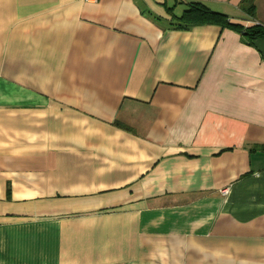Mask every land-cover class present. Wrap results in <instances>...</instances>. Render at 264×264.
<instances>
[{
  "label": "crops",
  "instance_id": "obj_1",
  "mask_svg": "<svg viewBox=\"0 0 264 264\" xmlns=\"http://www.w3.org/2000/svg\"><path fill=\"white\" fill-rule=\"evenodd\" d=\"M198 1L0 0V264H264V38Z\"/></svg>",
  "mask_w": 264,
  "mask_h": 264
},
{
  "label": "trees",
  "instance_id": "obj_2",
  "mask_svg": "<svg viewBox=\"0 0 264 264\" xmlns=\"http://www.w3.org/2000/svg\"><path fill=\"white\" fill-rule=\"evenodd\" d=\"M245 9L252 13L253 4L250 1H245ZM177 22V28L186 30L192 26L204 25V24H215L221 27H233L241 32V35L247 42L252 43L255 39L264 38V26L258 23L255 19L249 18L247 22H251L248 26L232 24L222 13L215 12L207 7L205 4L193 1L189 2L187 8L183 11L182 15L175 18ZM264 151V145L257 146Z\"/></svg>",
  "mask_w": 264,
  "mask_h": 264
}]
</instances>
